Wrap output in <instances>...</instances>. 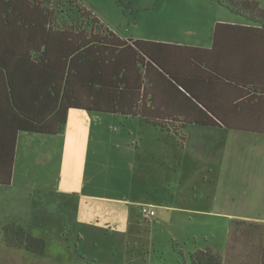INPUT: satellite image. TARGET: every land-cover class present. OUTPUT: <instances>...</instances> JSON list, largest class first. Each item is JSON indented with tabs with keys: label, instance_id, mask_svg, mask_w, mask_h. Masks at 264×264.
I'll return each mask as SVG.
<instances>
[{
	"label": "rangeland",
	"instance_id": "374dc122",
	"mask_svg": "<svg viewBox=\"0 0 264 264\" xmlns=\"http://www.w3.org/2000/svg\"><path fill=\"white\" fill-rule=\"evenodd\" d=\"M255 1L264 9V0ZM78 2L122 40L187 43L194 36L198 41L216 18H231L226 0ZM185 27L193 34L185 36L180 30ZM184 134L181 148L180 137L163 135L141 121L74 110L55 137L21 135L12 184L0 188V264H126L131 249L126 245L139 239L151 242L152 264L186 261L190 249L203 241L201 234L214 225H200L191 212L167 213L164 206L181 208L184 196L185 208L197 203L209 208L210 192L215 194L211 190L226 160H236V167L246 170H263L264 153L248 142L226 148L230 139L224 131L191 127ZM199 197L201 202L195 200ZM143 201L154 204L165 225H153V219L141 214ZM6 223L43 239L44 254L5 247L1 228ZM219 235L223 240L224 231Z\"/></svg>",
	"mask_w": 264,
	"mask_h": 264
},
{
	"label": "trees",
	"instance_id": "16d2710c",
	"mask_svg": "<svg viewBox=\"0 0 264 264\" xmlns=\"http://www.w3.org/2000/svg\"><path fill=\"white\" fill-rule=\"evenodd\" d=\"M226 7L264 22L255 0H226ZM147 44L121 40L78 0H0V129L12 144L6 173L13 172L19 134L55 137L74 110L140 119L182 140L187 126L219 125L215 115L185 118L158 109L148 97L150 71L195 99L143 49ZM2 185L9 186L10 178L0 179ZM1 233L9 249L36 256L45 252V241L21 225L6 223ZM179 264L224 261L208 250H195Z\"/></svg>",
	"mask_w": 264,
	"mask_h": 264
},
{
	"label": "crops",
	"instance_id": "0c3cea01",
	"mask_svg": "<svg viewBox=\"0 0 264 264\" xmlns=\"http://www.w3.org/2000/svg\"><path fill=\"white\" fill-rule=\"evenodd\" d=\"M224 9L231 18H216L207 34L200 36L198 41L194 36H191L193 37L191 42L187 43L180 40L160 39L124 41L147 42L143 49L151 54V57L158 62V66L170 71L172 77H175L195 99L194 101L185 98L170 87L164 75L162 77L156 71H150L148 76L151 84L148 85L150 93L148 97H151L152 102L155 99L161 112L179 113L183 117L205 113L215 115V119L220 121L215 127L187 126L182 134L191 127L224 131L228 133L227 138L230 139L226 148L235 147L236 142L243 144L248 142L253 148L260 146V150L264 153V22L247 15L242 10L230 9L226 6ZM262 10L264 11L263 8ZM95 17L106 26L96 15ZM190 29L191 27H185L180 30L185 36H189L193 34V30ZM122 119L141 121L160 132L140 119ZM21 135L35 134L21 133L17 136L15 159ZM185 141L186 135L180 143L181 148H184ZM11 150L9 136L0 129V179L10 178V185H2L0 188L10 187L13 181L15 162L13 172L9 170V173H6ZM202 183L206 184V179H203ZM213 183V180L209 182L211 185ZM211 191L215 194L209 191L208 200L213 201V204L207 209H202L199 203L192 205V208H185L187 206L184 196L180 199L183 208L181 206V208L174 206L163 208L167 213L173 210L183 215L191 212L199 220L200 225L209 224V221L214 225L215 229L201 234L203 241L199 246H196L199 235L193 237V240L194 238L196 240L194 242L196 247L190 249L189 253L195 250H208L219 255L224 264H264V212L259 213L264 211V168L246 170L241 166L236 167V160L232 162L226 160L215 182V188ZM195 200L201 202L203 198L199 197ZM138 203L135 205H139ZM140 205L138 206L140 211L144 206L152 207L153 216L144 215L142 211L141 214L153 219L152 223L155 222L153 225H157L156 222L165 225L164 215L157 216L154 204L143 201ZM203 216L208 219L204 220ZM134 223L141 228L136 218ZM153 225H150V231ZM223 231L224 238L220 241L219 232ZM148 241L139 239L131 245H126V248L131 246L126 264L153 263L151 242Z\"/></svg>",
	"mask_w": 264,
	"mask_h": 264
},
{
	"label": "built area",
	"instance_id": "2783aa9c",
	"mask_svg": "<svg viewBox=\"0 0 264 264\" xmlns=\"http://www.w3.org/2000/svg\"><path fill=\"white\" fill-rule=\"evenodd\" d=\"M141 211L144 215H149V216L154 215V211L152 210V207H150V206H148V207L144 206Z\"/></svg>",
	"mask_w": 264,
	"mask_h": 264
}]
</instances>
